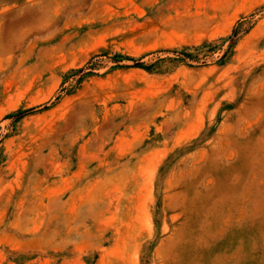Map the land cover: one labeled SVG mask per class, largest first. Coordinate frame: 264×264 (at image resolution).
<instances>
[{"label": "rangeland", "instance_id": "rangeland-1", "mask_svg": "<svg viewBox=\"0 0 264 264\" xmlns=\"http://www.w3.org/2000/svg\"><path fill=\"white\" fill-rule=\"evenodd\" d=\"M0 264H264V0H0Z\"/></svg>", "mask_w": 264, "mask_h": 264}]
</instances>
